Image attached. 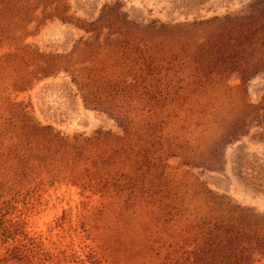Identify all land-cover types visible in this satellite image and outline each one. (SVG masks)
I'll return each mask as SVG.
<instances>
[{
    "label": "rangeland",
    "instance_id": "1",
    "mask_svg": "<svg viewBox=\"0 0 264 264\" xmlns=\"http://www.w3.org/2000/svg\"><path fill=\"white\" fill-rule=\"evenodd\" d=\"M0 264H264V0H0Z\"/></svg>",
    "mask_w": 264,
    "mask_h": 264
}]
</instances>
